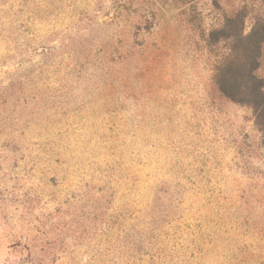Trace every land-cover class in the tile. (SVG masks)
<instances>
[{
	"label": "rangeland",
	"instance_id": "1",
	"mask_svg": "<svg viewBox=\"0 0 264 264\" xmlns=\"http://www.w3.org/2000/svg\"><path fill=\"white\" fill-rule=\"evenodd\" d=\"M263 30L264 0H0V264H264V130L216 83Z\"/></svg>",
	"mask_w": 264,
	"mask_h": 264
},
{
	"label": "trees",
	"instance_id": "2",
	"mask_svg": "<svg viewBox=\"0 0 264 264\" xmlns=\"http://www.w3.org/2000/svg\"><path fill=\"white\" fill-rule=\"evenodd\" d=\"M230 53L218 67L216 83L233 101L250 104L258 112V125L264 130V83L256 74L264 41V30L249 35L228 33Z\"/></svg>",
	"mask_w": 264,
	"mask_h": 264
}]
</instances>
